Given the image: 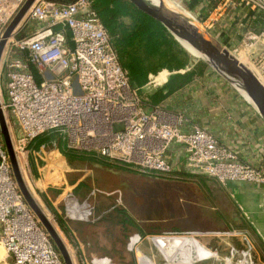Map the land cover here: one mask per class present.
I'll use <instances>...</instances> for the list:
<instances>
[{"label": "built area", "instance_id": "built-area-1", "mask_svg": "<svg viewBox=\"0 0 264 264\" xmlns=\"http://www.w3.org/2000/svg\"><path fill=\"white\" fill-rule=\"evenodd\" d=\"M216 1L220 8L239 4L264 14V0ZM26 2L0 0V42ZM243 40L253 52L264 46V31H246ZM153 80L149 77L148 84L155 85ZM0 85L6 97L0 108L15 123L10 140L17 163L34 139L55 130L64 135L66 149L143 174L192 171L222 185H264L262 171L240 163L204 130L182 131L181 117L158 106L147 110L119 63L93 0H34L5 40ZM171 145L183 153L177 167L171 164ZM0 244L11 264H64L24 202L1 133Z\"/></svg>", "mask_w": 264, "mask_h": 264}, {"label": "rangeland", "instance_id": "rangeland-1", "mask_svg": "<svg viewBox=\"0 0 264 264\" xmlns=\"http://www.w3.org/2000/svg\"><path fill=\"white\" fill-rule=\"evenodd\" d=\"M244 42L248 40L230 52L236 57L243 55L264 79V46L259 44L252 52L246 49ZM155 89L150 92L143 89L141 93L147 94L140 96L146 98ZM0 101L6 103L2 85ZM3 115L9 136L12 134L13 137V132H16L13 127L15 123L7 113ZM59 143L54 141L41 144L53 148L56 146L54 152L64 154L62 142ZM63 144L66 146L65 140ZM26 151L18 161L21 177L30 195L66 246L72 264H145L144 260H137L136 250L147 258L148 264H176L168 262L157 248L160 242L158 238L162 237L160 235L193 234L198 229L213 228V215H208L207 209L211 210V206L222 195L212 192L217 191L215 184L198 178L204 176L143 174L115 163L113 169H110L113 172L99 173L95 177L97 173L94 167L98 168L92 161L88 160L87 164L74 163L52 151L41 156L38 149L29 146ZM80 178L84 179L83 184L75 190L74 185ZM109 194L121 202L106 201L108 198L105 196ZM113 203L117 207L99 219V207L103 206L107 210ZM227 215L232 233L224 238L210 235L199 237L198 240L215 252L216 257L196 264H225L224 259L230 253L232 260L227 264L264 263V248L259 235L253 232L247 221L237 216L232 206ZM116 217H123L128 226L118 224L121 218ZM133 234L142 236L141 242L134 248ZM183 243L180 253L191 254V240ZM170 250L176 252L179 249L173 242ZM0 264H11L1 244Z\"/></svg>", "mask_w": 264, "mask_h": 264}, {"label": "crops", "instance_id": "crops-1", "mask_svg": "<svg viewBox=\"0 0 264 264\" xmlns=\"http://www.w3.org/2000/svg\"><path fill=\"white\" fill-rule=\"evenodd\" d=\"M102 1L103 0L100 2ZM104 1L108 3L109 8H112V3L120 5L121 9L126 14L120 17L119 20L125 26H135L138 14L160 37L171 44L175 49L185 53L181 47L157 25V23H154L141 14L128 0ZM178 2L189 14H191L205 33L229 51H234L236 47H239V45L243 43L246 31L255 34L264 31V14L258 11L245 10L239 4L220 8L216 0H178ZM235 2L237 1L235 0ZM185 54L189 57V60L183 69H161L157 71L156 74L150 73L146 83L143 85L138 87L131 85V87L137 89L139 95L147 94L144 92L141 93L143 89L150 92L149 90L157 88L151 93H148L147 97L149 98V96H152L157 91L163 90L162 93H166L168 90V87H166L167 83L169 82L170 84V81L175 75L189 74L188 82L179 88L172 89L157 104L148 103L147 97L143 98L140 96L147 110L149 111L158 106L169 115L181 117L182 123L179 127L182 131H188L193 127L204 130L214 137L221 146L234 153L240 163L249 165L264 173V120L250 103L221 75L206 63L192 58L187 53ZM163 72H166V79L164 82L156 85L148 84L149 77L154 78ZM64 153L73 162L77 160H89L94 162L98 168L97 170L93 166L94 171L97 173L95 177H98L99 173L102 175L106 172H113L110 170L113 169L112 166L115 165L113 162L106 160V164H101L90 158L71 157L66 152ZM169 154L172 166L177 167L178 162L181 161L183 157L181 148L176 145H171ZM177 173L178 175H201L192 171H178ZM89 178L90 177H87V179ZM198 178L202 179L203 182L215 184L217 186V191L212 192L217 195H222V197L216 201V204L211 206V210L207 209L208 215H213V221L211 222L213 228H209V230L198 229L196 230V234H184L183 236L160 235L162 237H160L157 248L165 254L168 262H174L176 264H196L204 260L215 258L216 253L204 246L198 238L203 235L219 238L230 235L232 232L228 227L230 222H228L227 214L229 210H231V206L235 209L237 216L247 221L251 225L253 232L259 235L264 248V185L242 182H228L222 185L216 180L206 176ZM83 181L84 179L80 178L78 182L75 183V190L83 184ZM105 197L108 198L106 201L112 202L113 200H118L117 197L111 194ZM211 201L214 203L215 199L213 200L212 197ZM118 202L120 203L121 200L119 199ZM115 203L111 204V207L108 206L107 210H104L103 206L99 207L101 212L97 214V217L102 219L109 212L113 211L117 207ZM119 218L116 217V219ZM123 219L124 218L121 217L120 220ZM133 235L135 238L136 235L138 237L136 240L133 238L132 248L142 240L140 234ZM187 240H191L192 242L190 243L192 244V252L188 255L181 254V246L184 245L183 242ZM245 240L249 245L247 238ZM173 242L179 249L176 252L170 250ZM258 247L260 248L259 245ZM231 254L232 253L224 259L225 264L229 263L230 259L232 260Z\"/></svg>", "mask_w": 264, "mask_h": 264}, {"label": "water", "instance_id": "water-1", "mask_svg": "<svg viewBox=\"0 0 264 264\" xmlns=\"http://www.w3.org/2000/svg\"><path fill=\"white\" fill-rule=\"evenodd\" d=\"M33 1L34 0H27L25 5L5 31L3 39L0 42V58L6 38L9 37L12 30L18 24ZM128 1L141 14L154 23H157V25H159L185 53L194 59L206 63L226 81H228L250 103V105L264 120V84L251 70L241 64L236 56H234L228 49L221 46L203 30L186 26L184 22L180 21L178 17L166 6L165 1L161 0V2L157 5L151 0ZM182 42L186 43L189 47L195 50L199 54V57L194 56L190 51H188L183 46ZM0 133L10 160L14 179L23 196L24 202L35 214L47 232L55 249L62 258L63 263L72 264L70 254L66 249V246L26 188L19 171L18 163L12 148V143L1 108Z\"/></svg>", "mask_w": 264, "mask_h": 264}, {"label": "trees", "instance_id": "trees-1", "mask_svg": "<svg viewBox=\"0 0 264 264\" xmlns=\"http://www.w3.org/2000/svg\"><path fill=\"white\" fill-rule=\"evenodd\" d=\"M100 1L93 0V8L111 39L112 47L120 65L128 73L130 85L136 87L143 85L146 83L150 73L156 74V72L161 69L179 70L186 66L189 57L185 53L175 49L171 44L160 37L138 14L135 26H125L119 20L120 17L126 14L121 9L120 5L112 3V8H109L106 1ZM188 80L189 74L187 73L184 75H175L170 81V84L169 82L167 83V92L163 94V90L157 91L147 98L148 103L157 104L172 89L181 87L188 82ZM64 140V135L54 130L44 133L34 139L30 143L29 148H34L36 145L39 146L41 143L58 141V143L62 142L63 151L71 157H85L98 163L106 164V160L91 153L76 152L66 149V146L63 144ZM66 157L68 161L73 162L67 155ZM75 162L89 163L86 160H77ZM32 166H35L34 163H32ZM118 224L127 225L125 219L121 220Z\"/></svg>", "mask_w": 264, "mask_h": 264}, {"label": "bare ground", "instance_id": "bare-ground-1", "mask_svg": "<svg viewBox=\"0 0 264 264\" xmlns=\"http://www.w3.org/2000/svg\"><path fill=\"white\" fill-rule=\"evenodd\" d=\"M154 4H158L159 2H161V0H151ZM165 1L166 6L178 17V19L182 22H184V24L186 26H190L193 27L195 29H199L200 27L198 26V23L194 20V18L191 16V14H189V12L187 10H185L180 3L178 2V0H162ZM178 2V3H177ZM184 47L190 51L193 55L198 56L199 54L193 50L191 47H189V45H187L186 43L182 42ZM238 59V61L245 65L249 70H251L257 77L258 79L264 84V79L263 77L260 75V73L252 67V65L249 64V62L247 61L246 58L243 57V55L241 56H237L236 57ZM166 79V72L161 73L160 75L154 77V83L156 84H160L162 82H164ZM54 149H56V146L53 147H49L46 144H40L38 146V153L42 156H45L49 151H52L55 154H58L60 156H62L63 158H67L65 153L64 154H60L58 151L54 152ZM48 220V219H47ZM154 239V238H153ZM160 239V238H158ZM158 241V240H157ZM67 249V248H66ZM162 256L166 259L165 254L162 253ZM136 257L137 260H144L145 264H148V260L147 258L141 253L138 252V250H136ZM167 260V259H166Z\"/></svg>", "mask_w": 264, "mask_h": 264}]
</instances>
